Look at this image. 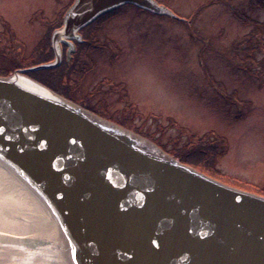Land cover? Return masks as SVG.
<instances>
[{
	"label": "water",
	"instance_id": "obj_1",
	"mask_svg": "<svg viewBox=\"0 0 264 264\" xmlns=\"http://www.w3.org/2000/svg\"><path fill=\"white\" fill-rule=\"evenodd\" d=\"M125 5L180 18L157 0H74L52 32L54 59L0 75V164L61 233L59 242L0 233V250L24 247L61 264H264V196L27 75L59 66L63 43L70 57L82 28Z\"/></svg>",
	"mask_w": 264,
	"mask_h": 264
},
{
	"label": "rangeland",
	"instance_id": "obj_2",
	"mask_svg": "<svg viewBox=\"0 0 264 264\" xmlns=\"http://www.w3.org/2000/svg\"><path fill=\"white\" fill-rule=\"evenodd\" d=\"M73 1L0 0V71L10 69L15 56L22 58V64L33 65L34 57L41 54L37 45L60 26ZM157 1L180 18L123 7L100 32L102 39L110 36L113 41L106 43L109 50L92 52L97 56L95 69L85 76L71 75L76 83L65 80L61 87L75 90L80 100L98 84L92 112L122 121L123 111L130 109L134 129L172 149L195 148L186 132L210 134L222 144L217 166L227 176L219 181L260 194L264 188V0ZM73 62L82 63L72 61L68 66Z\"/></svg>",
	"mask_w": 264,
	"mask_h": 264
},
{
	"label": "bare ground",
	"instance_id": "obj_3",
	"mask_svg": "<svg viewBox=\"0 0 264 264\" xmlns=\"http://www.w3.org/2000/svg\"><path fill=\"white\" fill-rule=\"evenodd\" d=\"M0 233L17 239L53 238L61 233L51 213L38 197L0 164ZM15 248V247H14ZM0 250V264H61L24 247Z\"/></svg>",
	"mask_w": 264,
	"mask_h": 264
},
{
	"label": "trees",
	"instance_id": "obj_4",
	"mask_svg": "<svg viewBox=\"0 0 264 264\" xmlns=\"http://www.w3.org/2000/svg\"><path fill=\"white\" fill-rule=\"evenodd\" d=\"M125 7V6H123ZM123 7L114 10L113 12L107 13L103 16H101L100 18H98L97 20L94 21V23L96 22H101L103 21L105 18H107L108 16H111L113 14L118 13ZM93 23V24H94ZM254 37V39H253ZM256 35L253 34L252 36V40H255ZM49 39H50V33H48V37L47 40L45 39L43 41V44H41V46H38V54L41 53L40 55L34 57L36 58L34 64H38V63H42L45 61H48L52 58L53 54H52V50L50 48V44H49ZM16 47V46H15ZM36 47V50H37ZM43 47V49H42ZM40 49V50H39ZM253 50V49H252ZM252 50L250 52H252ZM254 53V52H253ZM13 57V56H12ZM21 57H19L17 59V57H13V59H11L12 61V68L10 67V69H3L2 71H0V75L1 76H7L12 74V71L15 70L16 68H20V67H27L30 66L29 64H22L21 61ZM248 59L252 62H256L255 61V57L252 58L251 56L248 57ZM26 65V66H24ZM76 62H73L71 64V67H69L67 64H64L63 66H60L58 68H54V69H42V70H38V71H33V72H29L28 75L33 77L34 79L42 82L43 84H45L46 86H48L49 88H51L52 90L56 91L57 93L64 95L68 98H73L70 94V89L67 88V90L65 91L62 87L61 84H63V81H68L69 83H71V80L73 81V83H76V80H74L72 77H70L71 75L77 74L76 77L79 76L78 73V66L76 67ZM73 70V72L71 71ZM82 71V70H81ZM73 84V85H74ZM62 86V87H61ZM60 88V89H59ZM61 88L63 90H61ZM71 88V87H70ZM73 89V88H72ZM132 113H134L131 110H124L122 113V121L114 118L113 116H110L108 113L105 114V116L107 118L110 119H115L118 122H120L121 124L127 126V127H131L133 128L135 125L133 124V119L135 117V115H131ZM134 129V128H133ZM136 132H139L149 138H152L155 142L159 143L167 152H169L170 154H172L173 156H175L176 158H178L180 161L190 164L194 167H197L201 170H203L204 172H206L207 174L211 175L212 177H215L219 180L221 176H227L225 175V173L217 166V157L219 154H221L222 152L220 151L221 149V143L218 141H216V139H210L208 133L204 136H200L197 135L196 133H188V138L190 139L189 142L191 144L195 145V148L191 150V148L189 149L188 145H187V149L184 147L182 149H172L169 148L166 144H163L161 142V140L159 141V139L150 137L146 132H143L142 129H134ZM185 131H182V133H184ZM176 140L173 139V143L175 144ZM189 143V144H190ZM225 152V151H224ZM223 152V153H224ZM229 177V176H228ZM240 183V182H239ZM246 184V183H244ZM248 185V184H246ZM262 195H264V188H260V190ZM259 194V193H258Z\"/></svg>",
	"mask_w": 264,
	"mask_h": 264
},
{
	"label": "flooded vegetation",
	"instance_id": "obj_5",
	"mask_svg": "<svg viewBox=\"0 0 264 264\" xmlns=\"http://www.w3.org/2000/svg\"><path fill=\"white\" fill-rule=\"evenodd\" d=\"M116 15L117 14H113L111 16H108L107 18H105L101 22H96V23L92 22L89 25L82 28L80 30V34L82 36L81 41L73 39V43L75 45V50L71 52L70 57H68L69 46L67 44L63 43L62 44V62L57 67L63 66L64 64L69 65V63L72 61L78 62L80 60L82 62L80 65H78V72H79L80 76H85V75H87V72H89L90 70H94L95 69L94 66L96 64V57L97 56L95 54H93L92 52H94V50H100L102 53V50L103 51L109 50L108 49L109 45H106V43L110 42L112 44V41H113L112 37H110V36L102 39L100 37V32L102 31V29L104 28V26L106 24L110 23L108 21L113 19L114 16H116ZM59 25L60 26L62 25V21H60ZM50 35H52V32L50 33ZM50 39H51V37H50ZM49 44H50V48H51L52 54H53V56L50 60H53L55 57V53H54L53 48L51 47V41ZM50 60H48V61H50ZM45 62H47V61H45ZM83 62H84V64H83ZM50 69H52V68H50ZM79 87L77 89L76 88L75 89L79 90ZM94 87L98 88V84H96ZM96 88H95V90L91 89V91L84 93L83 97L80 100L78 98V94L76 95V97L74 96V94L76 92L75 90L70 91V94L73 97L70 99L74 100L75 102L81 104L82 106H84L90 110H94L95 104L97 103L95 96H94V93L96 92ZM99 100L101 101V98H99ZM94 102H95V104H94ZM125 110H130V109H125Z\"/></svg>",
	"mask_w": 264,
	"mask_h": 264
}]
</instances>
